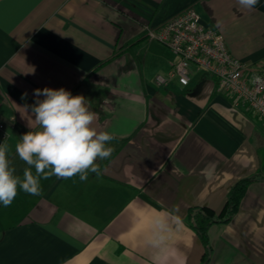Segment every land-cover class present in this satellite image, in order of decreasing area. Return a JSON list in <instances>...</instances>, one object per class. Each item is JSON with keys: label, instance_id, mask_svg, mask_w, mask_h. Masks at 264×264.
<instances>
[{"label": "crops", "instance_id": "crops-1", "mask_svg": "<svg viewBox=\"0 0 264 264\" xmlns=\"http://www.w3.org/2000/svg\"><path fill=\"white\" fill-rule=\"evenodd\" d=\"M189 8L234 57L264 60V0H0V121L17 174L37 88L84 95L115 137L99 175L41 179V195L0 204V264H264L262 120L195 67L187 86L156 83L177 57L146 28ZM248 178L233 219L208 229L203 263L189 211L220 212Z\"/></svg>", "mask_w": 264, "mask_h": 264}, {"label": "clouds", "instance_id": "clouds-1", "mask_svg": "<svg viewBox=\"0 0 264 264\" xmlns=\"http://www.w3.org/2000/svg\"><path fill=\"white\" fill-rule=\"evenodd\" d=\"M237 2L251 10L259 0ZM34 95L37 99L31 112L37 128L24 133L15 144L16 155L27 165L22 176L9 159V145L0 144V204L4 207L12 204L18 190L41 195V179L79 175L81 181H86L89 172L99 175L97 161L108 158L113 151L108 145L114 135L97 130L94 123L98 113L84 95H73L63 87L37 88ZM41 96L43 99H39Z\"/></svg>", "mask_w": 264, "mask_h": 264}, {"label": "built area", "instance_id": "built-area-1", "mask_svg": "<svg viewBox=\"0 0 264 264\" xmlns=\"http://www.w3.org/2000/svg\"><path fill=\"white\" fill-rule=\"evenodd\" d=\"M145 34L177 57L167 74L156 76L158 85L177 80L187 86L192 67L206 71L215 79L218 92L231 96L235 107L253 112L262 120L264 128V60L249 62L234 57L221 32L205 26L194 8L157 28L147 27ZM6 139L0 121V144L6 143Z\"/></svg>", "mask_w": 264, "mask_h": 264}, {"label": "trees", "instance_id": "trees-1", "mask_svg": "<svg viewBox=\"0 0 264 264\" xmlns=\"http://www.w3.org/2000/svg\"><path fill=\"white\" fill-rule=\"evenodd\" d=\"M251 180L249 178L240 180L231 188L228 199L220 212L210 207H196L189 211L187 222L197 232L206 248L203 263L209 261L211 252L208 229L214 224L228 223L233 219Z\"/></svg>", "mask_w": 264, "mask_h": 264}]
</instances>
